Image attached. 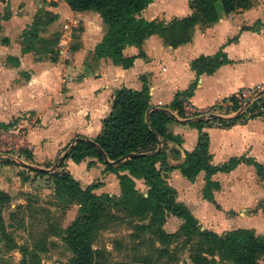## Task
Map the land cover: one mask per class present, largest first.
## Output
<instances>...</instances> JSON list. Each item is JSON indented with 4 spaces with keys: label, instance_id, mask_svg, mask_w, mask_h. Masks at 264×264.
Wrapping results in <instances>:
<instances>
[{
    "label": "crops",
    "instance_id": "0c3cea01",
    "mask_svg": "<svg viewBox=\"0 0 264 264\" xmlns=\"http://www.w3.org/2000/svg\"><path fill=\"white\" fill-rule=\"evenodd\" d=\"M192 6L193 0H151L138 16L168 24L175 17L190 15ZM216 7L218 19L211 24H196L187 43L172 47L158 34H151L140 47L124 46V56L137 55L141 50L144 56L136 57L131 67L122 68L109 57L95 55V47L106 31L96 11L72 10L66 0L0 1V122L7 124L24 112L38 118V126L27 136L34 161L28 165L36 171L46 168L49 162L67 154L77 135L95 137L120 88L141 90L146 85L150 105L161 108L169 106L177 92L196 83L187 101L194 108L204 109L218 107L240 89L264 83V0H250L248 7L229 13L220 11L219 1ZM72 27H80L79 38L75 40L72 35L73 48L66 64L63 56L50 53L58 51L64 30L71 32ZM218 52L223 53L225 61L212 73L197 75L191 68V61L198 56L213 57ZM222 115L218 116L224 118L212 116L199 130L195 122L204 119L182 118L174 112L176 119L166 123L167 133L173 138L161 144L164 160L155 166L166 174L167 184L175 190L174 200L185 205L202 228L219 235L247 229L262 237L264 113L227 125L215 124L233 119L235 114ZM201 133L208 136L212 166L240 159L229 171L211 175V199L204 195V170L190 180L179 169L185 152L195 149ZM63 160L80 185L100 183L96 194L122 193L115 172L105 170L96 158L86 157L79 163L70 157ZM18 169L0 165V191H9L12 177L17 182ZM119 173L130 176L137 192L146 195L148 186L143 178L131 176L128 170ZM170 223L169 233H173L183 219L169 213L164 227Z\"/></svg>",
    "mask_w": 264,
    "mask_h": 264
},
{
    "label": "trees",
    "instance_id": "16d2710c",
    "mask_svg": "<svg viewBox=\"0 0 264 264\" xmlns=\"http://www.w3.org/2000/svg\"><path fill=\"white\" fill-rule=\"evenodd\" d=\"M151 0H66L72 10H94L104 20L106 31L102 40L95 47V55L109 57L122 68L133 65L136 57H143L144 52L132 56H124L122 49L126 45L141 46L151 34H158L164 42L172 47L190 41L196 24H211L219 17L216 2H220L222 13H229L237 8H246L250 0H193L190 15L175 17L168 24L160 20L148 21L138 14ZM225 61L222 52L215 56H198L191 61V68L197 75L210 74ZM144 81V78H143ZM145 82V81H144ZM196 83L185 91L175 94L173 101L161 108H155L149 103V91L146 85L141 90L120 88L112 98L111 110L101 123V131L93 138L77 135L73 145L62 158L70 157L79 163L86 157H94L105 165V170L115 172L122 194L121 202L129 205L138 213L151 212L153 215L169 211L182 218L184 223L179 231L187 236H197L200 241L195 251L189 255L193 264H215V256L227 259L232 264H259L258 257L264 254V238L255 235L253 230L236 229L218 236L215 232L202 228L188 208L174 200L175 190L166 182V174L156 168L157 161L164 160L163 141L173 138L167 133L166 123L172 119L171 114L181 116L182 101L190 96ZM264 107V99L262 100ZM171 107V108H170ZM195 122L201 130L208 125L209 120ZM236 118L221 119L219 122L227 125ZM7 125L0 122V127ZM160 146V147H159ZM132 153L129 157H126ZM104 158L108 159L105 162ZM122 158L121 161L113 163ZM208 136L200 134L196 147L191 152H185L184 162L179 166L181 174L192 180L197 173L204 170L206 184L204 195L211 199L210 188L213 182L210 177L216 171H229L240 159H231L221 166L209 163ZM128 170L134 177L143 178L148 186L147 196L135 189L134 181L127 174L119 171ZM37 172L41 173L42 171ZM68 184L64 191L69 197L79 195L83 205V214L78 215L65 230V241L73 252L71 264H97L95 252L91 245L92 227L96 223L99 211L104 210V200L111 197L107 193L98 195L94 192L100 186L92 182L85 188H80L79 182L67 173ZM3 194L2 191H0ZM3 198L0 201L3 203ZM7 199V198H6ZM5 199V200H6ZM152 199L158 206H154ZM162 221L164 218L162 216ZM163 231V230H162ZM165 237L173 234L163 231Z\"/></svg>",
    "mask_w": 264,
    "mask_h": 264
},
{
    "label": "rangeland",
    "instance_id": "374dc122",
    "mask_svg": "<svg viewBox=\"0 0 264 264\" xmlns=\"http://www.w3.org/2000/svg\"><path fill=\"white\" fill-rule=\"evenodd\" d=\"M79 31L80 27H72L68 32L66 40L70 50L73 48L71 37L77 40ZM50 54L60 56L55 50ZM64 62L68 64L69 57L64 58ZM258 102L253 108L259 107L262 101ZM206 109L218 111V107ZM226 111L230 114L231 108ZM247 116L244 112L238 119ZM181 117L185 118L183 114ZM37 119L24 112L12 118L6 127H0L25 130L28 141L26 150L19 152L18 160L0 156V165L21 168L16 171L17 182L13 181L14 177L10 179L9 193H0L3 198V203L0 201V264H71L72 261L73 252L65 241L64 232L78 215L83 214L86 203L79 202V195L69 197L64 191L69 183L66 175L70 172L64 167L63 155L49 162L46 168L38 169L41 173L28 165L34 161L27 136L38 126ZM79 186L85 188L87 185L79 183ZM121 194L104 200V210L99 211L92 227L90 241L97 264H193L189 255L199 243L203 244L197 236H187L177 229L171 233L174 236L165 237L163 231L170 234L172 227L171 223L164 227L169 211L155 215L149 211L138 213L121 202ZM152 202L158 206L154 199ZM215 258V264H232L230 260ZM258 262L264 264V254L258 257Z\"/></svg>",
    "mask_w": 264,
    "mask_h": 264
},
{
    "label": "built area",
    "instance_id": "2783aa9c",
    "mask_svg": "<svg viewBox=\"0 0 264 264\" xmlns=\"http://www.w3.org/2000/svg\"><path fill=\"white\" fill-rule=\"evenodd\" d=\"M68 36V31L64 30L63 37L58 43V51L64 58H68L70 55L68 41L66 40ZM262 99H264V83H258L249 88L240 89L235 95L221 101L218 105V111L206 108H194L187 100L182 102V111L183 115L188 118L195 119L199 117L204 120H212L213 115L224 114V112H227L226 110L231 108L230 114H235L232 117L237 120L244 112H247L248 115H261V113H264L262 102H260V106L257 108L252 107L253 104L255 105L258 101H262ZM214 123L220 125L219 121H215ZM27 145L28 141L25 130L0 129V156L18 160L19 152L26 150Z\"/></svg>",
    "mask_w": 264,
    "mask_h": 264
},
{
    "label": "water",
    "instance_id": "95a60500",
    "mask_svg": "<svg viewBox=\"0 0 264 264\" xmlns=\"http://www.w3.org/2000/svg\"><path fill=\"white\" fill-rule=\"evenodd\" d=\"M171 117H172V118H175L174 114H171ZM213 117H215V118H224V117H221V116H218V115H213ZM187 121H188V120H187ZM72 145H73V144H72ZM72 145H70L69 149L71 148ZM159 145L161 146V142L159 143ZM160 146H159V147H160ZM67 152H68V150H67ZM67 152H66V153H67ZM131 154H132V153H129L126 157H129ZM121 159H122V158H119V159L115 160L113 163H117V162L121 161ZM104 160H105V162H108V159H107V158H104ZM55 165H56V164H54V166H55Z\"/></svg>",
    "mask_w": 264,
    "mask_h": 264
}]
</instances>
